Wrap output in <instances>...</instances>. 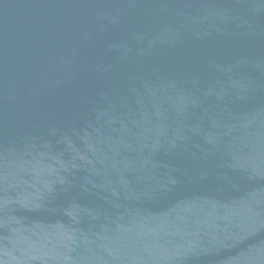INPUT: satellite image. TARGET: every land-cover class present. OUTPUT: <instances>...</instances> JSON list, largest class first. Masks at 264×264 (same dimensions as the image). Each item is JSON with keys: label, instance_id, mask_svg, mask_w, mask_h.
Listing matches in <instances>:
<instances>
[{"label": "water", "instance_id": "obj_1", "mask_svg": "<svg viewBox=\"0 0 264 264\" xmlns=\"http://www.w3.org/2000/svg\"><path fill=\"white\" fill-rule=\"evenodd\" d=\"M0 264H264V0H0Z\"/></svg>", "mask_w": 264, "mask_h": 264}]
</instances>
